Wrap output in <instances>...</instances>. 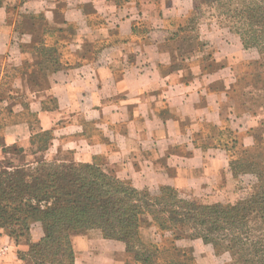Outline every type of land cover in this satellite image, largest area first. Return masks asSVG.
Masks as SVG:
<instances>
[{"label": "crops", "instance_id": "0c3cea01", "mask_svg": "<svg viewBox=\"0 0 264 264\" xmlns=\"http://www.w3.org/2000/svg\"><path fill=\"white\" fill-rule=\"evenodd\" d=\"M195 7L193 0H0V155L17 147L32 160L94 165L137 190L168 186L191 199L234 187L218 132L243 134L253 146L264 117L227 97L236 82L233 50L243 49L238 38L200 22L203 52L177 41L169 22ZM209 50L221 67L206 74L199 61ZM140 235L154 246L167 237L152 226ZM43 236L40 223L18 239L0 228V264H35L29 246ZM169 243L189 250L194 264L217 262L200 240ZM70 244L73 264H137L123 242L96 229L75 232Z\"/></svg>", "mask_w": 264, "mask_h": 264}, {"label": "trees", "instance_id": "16d2710c", "mask_svg": "<svg viewBox=\"0 0 264 264\" xmlns=\"http://www.w3.org/2000/svg\"><path fill=\"white\" fill-rule=\"evenodd\" d=\"M193 1L196 7L191 15L169 24L176 28L177 41L185 42L191 52H203L206 45L198 41L200 6L205 3L211 7L221 0ZM220 14L235 20V33L243 47L247 45L246 36L255 40L253 44H264V0ZM207 54L200 61L206 74H211L221 66L213 61L210 50ZM261 64L264 66V62ZM240 81L236 80L235 88ZM234 87L227 93L232 105ZM211 129L209 136L216 132ZM221 131L218 133L225 134L226 139L220 145L229 156L232 176L253 174L259 184L258 193L230 204H199L182 198L168 186L151 195L94 165L47 161L38 156L27 162L23 149L2 148L3 155L13 152L15 158L0 161V228L18 239L25 238L31 224H41L44 236L30 244L27 254L35 264H73L70 237L91 229L99 230L106 239L123 242L137 264H152L159 246L144 243L140 235L141 228L149 226L155 227L162 238L169 233L173 240H200L216 255L227 251L233 257L240 254L242 260L237 258L232 264H264V171L250 169L244 158H233L232 151L239 144L237 134L229 129ZM253 139L258 144V137L253 135ZM37 141L39 150H43L48 137L38 135Z\"/></svg>", "mask_w": 264, "mask_h": 264}, {"label": "rangeland", "instance_id": "374dc122", "mask_svg": "<svg viewBox=\"0 0 264 264\" xmlns=\"http://www.w3.org/2000/svg\"><path fill=\"white\" fill-rule=\"evenodd\" d=\"M254 4H258V0H221L220 3H214L211 7H208L207 4L204 3L200 6L199 10L202 14L201 22L207 24L209 31L215 33V35H223L226 33L231 34L235 36L236 39L238 38L240 40V36L235 33L236 27L233 26L235 20L230 16L222 15L220 13L225 9L232 10L234 8L252 6ZM246 39L247 45L246 47H243L245 51H243V49L241 51L239 49H237V51L235 49L233 50L235 55L233 54L232 62L236 74V80L239 78L241 80L238 86H236V88L234 87V103H237L240 108H242L243 105H246L250 111L255 113V115L260 114L264 117V66L261 64L264 62V44L263 42L260 44H253V41L255 40L249 39L247 36ZM237 54L239 56H236ZM199 62L202 63V61ZM246 62L249 63V67H244L247 64ZM249 70L256 71L251 73ZM205 129V133H210L212 131L211 128ZM257 130L259 131L251 133L252 136L255 135L258 137V144H254L253 146H245L243 144V134H237L236 136L239 144H237L236 148L232 151V154L235 159L244 158L249 161L250 169L259 167L264 171V140L263 136L260 137V134L264 131V118L261 120V125ZM212 133L215 134L216 132L213 131ZM223 135L225 136V140L226 135ZM23 156H25L27 162L32 161V158L26 157V155ZM14 158L15 156L13 152H6L5 155H0V161L3 162L10 161ZM247 171L250 170L247 169ZM107 173L111 175V172ZM235 180L236 184L234 187L229 188V190L226 189L224 193L214 195L213 199H209L208 195H205L203 198L195 199L183 197L182 195L180 196L184 199L193 200L199 204L205 205L211 203L230 204L237 202L252 193L259 192V184L253 174H241L235 177ZM159 191L160 189L155 191L147 190L151 195L157 194ZM165 236H167L165 237L166 239L164 238L166 241L163 245L158 247L157 253L153 257L152 264H169L171 261H177L179 264H194L189 252L185 253V255L181 252H173L169 243L173 236L169 233H165ZM214 255L217 256V262L215 264H232L233 261H237V258L242 260L240 254L233 257L230 251L217 255L214 252Z\"/></svg>", "mask_w": 264, "mask_h": 264}]
</instances>
